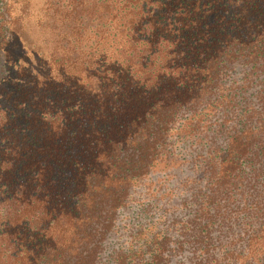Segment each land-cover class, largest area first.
Here are the masks:
<instances>
[{"label":"trees","instance_id":"16d2710c","mask_svg":"<svg viewBox=\"0 0 264 264\" xmlns=\"http://www.w3.org/2000/svg\"><path fill=\"white\" fill-rule=\"evenodd\" d=\"M48 6L0 24V264H264V0Z\"/></svg>","mask_w":264,"mask_h":264},{"label":"rangeland","instance_id":"374dc122","mask_svg":"<svg viewBox=\"0 0 264 264\" xmlns=\"http://www.w3.org/2000/svg\"><path fill=\"white\" fill-rule=\"evenodd\" d=\"M51 2H55V7L59 8L64 7L68 0H51ZM48 3L49 0H0V14L2 13L0 16V24L9 29L15 25V18H19L20 26L26 27L28 33L31 34V37H39V40H41L43 29L39 16L41 15V11H45L43 9L49 7ZM13 28L15 27H12L11 30L9 29V32L5 35L4 41L9 60L12 61V64L16 63L17 59L21 58L25 53L23 41L18 33H15L12 30ZM188 174L189 172L187 170L181 172L179 178H182L180 180L186 181L187 179L185 178ZM178 183L177 185H179ZM123 241H125L124 233L114 235L110 238L111 247L116 248L120 243H123ZM109 253L110 250L105 252L104 256L107 257Z\"/></svg>","mask_w":264,"mask_h":264}]
</instances>
